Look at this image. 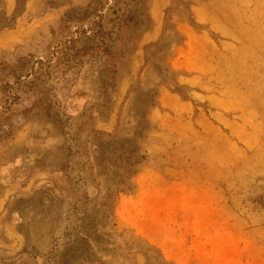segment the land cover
<instances>
[{
    "label": "rangeland",
    "instance_id": "1",
    "mask_svg": "<svg viewBox=\"0 0 264 264\" xmlns=\"http://www.w3.org/2000/svg\"><path fill=\"white\" fill-rule=\"evenodd\" d=\"M65 12L0 53V143L33 125L64 175L46 263L264 264V0Z\"/></svg>",
    "mask_w": 264,
    "mask_h": 264
},
{
    "label": "crops",
    "instance_id": "2",
    "mask_svg": "<svg viewBox=\"0 0 264 264\" xmlns=\"http://www.w3.org/2000/svg\"><path fill=\"white\" fill-rule=\"evenodd\" d=\"M82 1L25 0L15 11V0H2L0 15L9 26L0 30V51L9 53L29 45L50 30L69 6ZM32 128L23 126L0 143V264H47L49 244L67 239L63 232L52 237L54 226L63 229L66 224L64 211L70 206L64 197L63 171L44 164L47 142L35 138ZM168 174L175 172L157 171L156 176ZM118 202L116 211L123 199ZM82 236L90 240L88 227Z\"/></svg>",
    "mask_w": 264,
    "mask_h": 264
},
{
    "label": "trees",
    "instance_id": "3",
    "mask_svg": "<svg viewBox=\"0 0 264 264\" xmlns=\"http://www.w3.org/2000/svg\"><path fill=\"white\" fill-rule=\"evenodd\" d=\"M2 0H0V3H1ZM25 2V0H15V3H16V6H15V11H19L20 8H21V5ZM63 17L66 15V12L62 14ZM8 23L7 25H4L3 24V18L1 17L0 15V30H2L3 28L5 27H8ZM0 53H3L2 51H0Z\"/></svg>",
    "mask_w": 264,
    "mask_h": 264
},
{
    "label": "bare ground",
    "instance_id": "4",
    "mask_svg": "<svg viewBox=\"0 0 264 264\" xmlns=\"http://www.w3.org/2000/svg\"><path fill=\"white\" fill-rule=\"evenodd\" d=\"M156 13V10H154V14Z\"/></svg>",
    "mask_w": 264,
    "mask_h": 264
}]
</instances>
